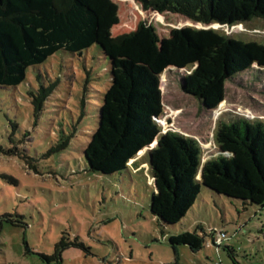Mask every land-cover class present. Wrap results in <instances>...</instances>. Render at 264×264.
Instances as JSON below:
<instances>
[{
    "label": "rangeland",
    "instance_id": "obj_1",
    "mask_svg": "<svg viewBox=\"0 0 264 264\" xmlns=\"http://www.w3.org/2000/svg\"><path fill=\"white\" fill-rule=\"evenodd\" d=\"M116 1L120 23L114 34L145 20L161 36L190 25L264 43V19L205 25L144 10L135 0ZM109 66L97 44L82 54L60 50L30 66L18 86H0V264H49L42 255L53 254L61 239V264H264V207L201 185L186 216L166 224L150 210L155 188L149 148L130 161L132 170L106 175L90 169L84 149L98 125ZM184 72L162 73L159 121L164 130L196 138L203 161L216 152L220 122L245 117L264 123V69L254 67L228 80L224 104L214 110H202L200 100L182 90ZM54 82L36 117L34 96ZM183 231L204 236V246L193 251L172 245L171 235ZM221 231L226 236L217 247L212 233L219 237Z\"/></svg>",
    "mask_w": 264,
    "mask_h": 264
},
{
    "label": "trees",
    "instance_id": "obj_2",
    "mask_svg": "<svg viewBox=\"0 0 264 264\" xmlns=\"http://www.w3.org/2000/svg\"><path fill=\"white\" fill-rule=\"evenodd\" d=\"M135 1L144 10L179 14L205 25L264 19V0ZM119 23L116 0H0V86H18L30 66L57 51L82 54L97 44L110 61V85L84 149L90 169L106 175L132 170L130 161L149 148L155 188L150 210L166 224L186 216L201 185L264 207L262 120L237 117L220 122L214 135L216 152L205 161L196 138L164 130L159 121L160 78L167 68L185 70L182 90L198 98L202 110H214L224 104L228 80L236 81L254 67L264 69V43L190 25L172 27L168 36H161L145 20L131 31L114 34ZM56 85L41 87L34 96L36 117ZM212 234L214 244L221 246ZM170 243L198 251L205 238L183 231L171 235ZM64 245L61 239L53 254L42 256L49 264H61Z\"/></svg>",
    "mask_w": 264,
    "mask_h": 264
},
{
    "label": "built area",
    "instance_id": "obj_3",
    "mask_svg": "<svg viewBox=\"0 0 264 264\" xmlns=\"http://www.w3.org/2000/svg\"><path fill=\"white\" fill-rule=\"evenodd\" d=\"M226 236V234L224 233V232H220V236L219 237H217V243H221L222 241H223V238ZM215 264H221V262H216Z\"/></svg>",
    "mask_w": 264,
    "mask_h": 264
},
{
    "label": "water",
    "instance_id": "obj_4",
    "mask_svg": "<svg viewBox=\"0 0 264 264\" xmlns=\"http://www.w3.org/2000/svg\"><path fill=\"white\" fill-rule=\"evenodd\" d=\"M150 164V163H149Z\"/></svg>",
    "mask_w": 264,
    "mask_h": 264
}]
</instances>
